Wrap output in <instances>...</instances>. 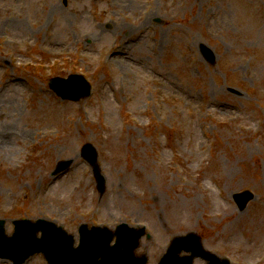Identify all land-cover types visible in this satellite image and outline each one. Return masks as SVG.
Here are the masks:
<instances>
[{"label": "rangeland", "instance_id": "obj_1", "mask_svg": "<svg viewBox=\"0 0 264 264\" xmlns=\"http://www.w3.org/2000/svg\"><path fill=\"white\" fill-rule=\"evenodd\" d=\"M14 20L0 25V130L16 132L0 145L7 235L20 218L75 242L82 223L139 221L148 264L189 231L231 264H264V0H0V24ZM73 73L91 93L62 100L48 80ZM245 189L253 198L238 210Z\"/></svg>", "mask_w": 264, "mask_h": 264}, {"label": "water", "instance_id": "obj_2", "mask_svg": "<svg viewBox=\"0 0 264 264\" xmlns=\"http://www.w3.org/2000/svg\"><path fill=\"white\" fill-rule=\"evenodd\" d=\"M204 53L208 59H214L213 53L207 48ZM76 79L78 80L79 78L70 77L68 80L55 78L51 81V86L54 89L59 90L63 82L68 83L69 81ZM88 91V86L84 84L80 86V92L78 94L75 96H68L77 99L82 95H87ZM84 153L89 155V159L92 162L95 161V152L90 144L84 146ZM69 163L70 161L59 163L56 171L62 170L68 166ZM98 179V185L100 189H103L104 180L100 175H98ZM233 197L238 204V207L242 209L247 201L252 198V194L245 190L240 193H235ZM23 222H26L28 226L31 227L32 234L37 229L42 228L40 222L32 224L26 220L15 221L16 231L12 238L7 239L3 232V222L0 221V239L3 241V243L0 244V253L14 259L15 263H20L35 250L45 251L49 261L54 264H133V260L135 261L130 252L127 250L123 251L125 245L123 238V225L117 228L116 242L112 246L109 245L111 236H108L109 232L107 230L92 228L88 231L86 227L82 226L80 229V244L78 247L74 248L72 246V237L67 235L61 228H55L52 225H47L45 228L43 227V237L38 240L35 239L33 235L28 236L21 233L19 229ZM23 238L27 241L26 244L21 241ZM4 243H6V252L3 247ZM177 245H182L186 250L193 249V253H199L204 257L208 255L207 252L203 251L201 248L199 237L190 233L173 240V244L168 249L167 254L163 256L161 264H179L184 262L177 256L176 258L171 259L172 256H170V254L173 255L174 252L177 251ZM145 261L146 258L144 257L139 262L135 261V264H144Z\"/></svg>", "mask_w": 264, "mask_h": 264}, {"label": "bare ground", "instance_id": "obj_3", "mask_svg": "<svg viewBox=\"0 0 264 264\" xmlns=\"http://www.w3.org/2000/svg\"><path fill=\"white\" fill-rule=\"evenodd\" d=\"M50 9L52 10V11H54V13L55 12H57L58 10H59V6H58V4H51L50 5ZM18 23H21L20 21H16V20H14V21H2L1 22V24L0 25H4V24H6L7 26L8 25H12V26H14V25H17ZM117 26L115 25L114 26V30H117ZM94 30H96L95 32H91L90 34H89V36H91V37H93V40L94 41H96V38L98 37V35L100 34V33H102V31L103 30H100V31H98L97 29H94ZM82 37L83 38H85V37H88V35L86 34V33H84V34H82ZM54 44V46H58L59 45V43H56V42H54L53 43ZM63 46H66V44H63ZM116 54H118L119 55V53H114V55H116ZM121 55L123 54V53H120ZM122 57L124 58V55H122ZM116 58V60H118V58H117V56L115 57ZM10 130H0V145L2 146V147H4V148H6V147H9L10 145H9V143L11 142V140H12V138L13 137H15L14 136V134L16 133V132H14V133H11V132H9ZM10 135V134H12L11 136H8V135Z\"/></svg>", "mask_w": 264, "mask_h": 264}]
</instances>
